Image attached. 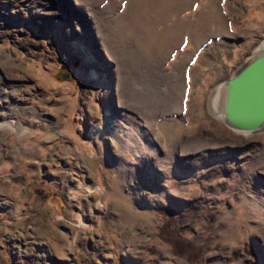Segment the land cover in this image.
<instances>
[{
	"label": "rangeland",
	"instance_id": "rangeland-1",
	"mask_svg": "<svg viewBox=\"0 0 264 264\" xmlns=\"http://www.w3.org/2000/svg\"><path fill=\"white\" fill-rule=\"evenodd\" d=\"M260 49L264 0H0V264H264V129L210 107Z\"/></svg>",
	"mask_w": 264,
	"mask_h": 264
},
{
	"label": "water",
	"instance_id": "water-1",
	"mask_svg": "<svg viewBox=\"0 0 264 264\" xmlns=\"http://www.w3.org/2000/svg\"><path fill=\"white\" fill-rule=\"evenodd\" d=\"M221 101L222 119L229 127L245 133L264 129V50L223 82Z\"/></svg>",
	"mask_w": 264,
	"mask_h": 264
},
{
	"label": "bare ground",
	"instance_id": "bare-ground-1",
	"mask_svg": "<svg viewBox=\"0 0 264 264\" xmlns=\"http://www.w3.org/2000/svg\"><path fill=\"white\" fill-rule=\"evenodd\" d=\"M264 49H260L258 51H263ZM223 91V86H218L215 88L214 92H213V96L211 98V103H210V107H211V110L218 114L220 116V114L222 113L221 112V108H220V102H219V106H218V97L221 99V95L220 94L222 91ZM220 94V95H219ZM220 101V100H219ZM219 109V110H218ZM220 112V114H219ZM221 118H222V114H221ZM116 133V132H115ZM117 134V133H116Z\"/></svg>",
	"mask_w": 264,
	"mask_h": 264
}]
</instances>
